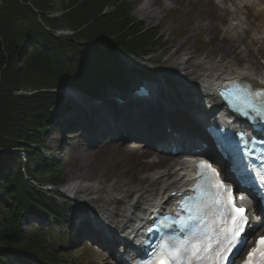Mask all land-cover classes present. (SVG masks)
<instances>
[{
    "label": "trees",
    "instance_id": "obj_1",
    "mask_svg": "<svg viewBox=\"0 0 264 264\" xmlns=\"http://www.w3.org/2000/svg\"><path fill=\"white\" fill-rule=\"evenodd\" d=\"M62 27L74 36H56ZM162 40L125 0H0V264L58 258L46 246L53 231L21 230L32 214L65 225L55 198L26 180L62 183L63 170L42 153L52 110L62 102L52 91L74 87L93 96L90 83L114 80L121 57H146ZM15 158L20 164L9 166Z\"/></svg>",
    "mask_w": 264,
    "mask_h": 264
},
{
    "label": "rangeland",
    "instance_id": "obj_2",
    "mask_svg": "<svg viewBox=\"0 0 264 264\" xmlns=\"http://www.w3.org/2000/svg\"><path fill=\"white\" fill-rule=\"evenodd\" d=\"M125 1L131 7L132 16L135 19L144 22L146 27H152L155 32L159 33V36L163 39L161 41L162 48L154 51L144 59H132L123 62L116 69V81L105 83L97 81L91 84V87L96 90L100 98L105 97L112 90L127 89L134 83L144 80L159 82L161 80L162 82H168L172 97L171 101L178 108L185 110L186 107L180 106V103L184 101L180 95V90L185 89L181 88V82L176 80L177 75H173L171 71L176 66L177 58L187 49L197 52L198 57H205L209 51L213 52L209 58L210 62H216L221 56L231 55L232 62L237 68L256 70L264 77V14L258 11L257 6H255L261 5L264 7V0H255L254 2L252 0ZM146 1L153 4L157 16L146 17L139 12L141 3ZM236 26L238 29L235 28ZM60 29L66 30L64 27ZM69 34L71 33L69 32ZM234 53L237 55L235 56ZM63 113H65V107L62 106L54 111L57 121L54 122L53 128L45 134V141L49 150L43 151V154L48 159L51 152H53L54 158L52 160L56 161L55 164L58 169L63 170L61 180L65 185L62 187L47 185L45 189L49 191L51 196L56 197L58 207L65 211L68 226L59 231L53 226H49L52 219L33 216L22 223L21 229L24 231L43 226L45 229L51 227L57 233L62 232L63 237L56 241L60 247L58 259L52 264H116L113 261L114 255H110L107 250L100 253L96 248L88 249L83 245L82 240H86L85 236L82 235L81 239L74 240V242L70 240L72 237L69 238V234L75 229L78 212L83 209L75 201L69 199V197L74 196L67 190L76 185L90 186L93 183L78 180L76 173H74L79 167V163L83 161L82 156L92 164L99 165L108 160L111 154H115L117 160L114 166L120 168L140 167L145 163L157 164L162 160V165L151 167L149 170L151 173L163 172L171 163L179 159H171L166 153H160L145 145L132 146V144L126 145L117 141L107 142V137L90 143L91 134L88 138H84L82 127L75 129V131L72 130L66 135L64 134L66 130L64 123L67 118L62 117ZM174 116H177V113ZM156 128L157 122L149 121L141 124L137 131L149 129L156 133V130H158ZM71 135L75 137L73 141L69 139ZM61 138H63L62 148L58 144V140ZM107 144H110V146L104 148V145ZM56 152L58 153L56 154ZM17 163L18 158H15L8 165L16 167ZM48 182L46 181L45 184ZM135 185L144 190H153L154 193L160 188L159 183L141 185L136 183ZM147 197L146 199H150ZM132 199L133 195L128 201ZM119 210L121 214L127 215L125 207H119ZM82 213L84 211L80 213V217ZM65 235L67 239L64 238ZM46 244L49 248L52 247L49 237Z\"/></svg>",
    "mask_w": 264,
    "mask_h": 264
},
{
    "label": "bare ground",
    "instance_id": "obj_3",
    "mask_svg": "<svg viewBox=\"0 0 264 264\" xmlns=\"http://www.w3.org/2000/svg\"><path fill=\"white\" fill-rule=\"evenodd\" d=\"M133 1L138 2L140 0ZM255 6H257L258 11L264 14V7L261 5ZM139 12L146 17L157 16L153 4L149 1L141 3ZM235 28L238 29L237 26ZM236 33L238 34L237 31ZM212 53L209 51L205 57H198L197 52L187 49L177 58L176 66L171 73L177 75L176 80L183 83V85L179 84L182 85L181 88L186 90V96L199 99L202 102L209 100L208 105L214 104L217 107L218 102L213 93L215 86L220 82L241 80L259 85L260 81H264V78L256 70L237 68L232 62L231 55H224L216 62H210L209 58ZM156 90H158V87ZM67 94L70 98L74 96L70 91ZM203 99L207 100L203 101ZM167 105L170 107V104L167 103ZM171 107L173 106L171 105ZM203 108H205L203 105L196 107L197 110L192 113V118L193 116H201ZM113 113L117 115L116 112ZM144 123L146 122L141 124ZM130 126L131 131H133L135 127L139 128L140 125L137 122ZM145 131L147 132L142 133L139 137L148 141L152 138L153 133H150L149 129H145ZM62 142L63 138L58 140L60 146ZM108 146L110 144L104 145V148ZM158 148H161L162 151L165 150L164 146ZM82 157L83 161L79 163V167L74 173H76L78 180L93 183L90 186L76 185L73 188H68L67 191L74 196L73 200L81 209L93 211L96 220L94 222L100 223L103 226L102 231L111 234L114 238H126L128 235L136 237L139 230H135V228L141 227L151 207L154 204L156 207L169 206L174 196L190 181L191 165L183 160L171 163L163 172L151 173L149 171L151 167L162 165V160L157 164L145 163L140 167L120 168L114 166L117 160L115 154H111L108 160L99 165H94L87 158ZM136 183L139 185L159 183L160 188L154 193L153 190L141 189L135 185ZM132 195L133 199L128 201ZM147 195L149 196L147 197ZM146 197L150 199H146ZM119 207H125L128 214H121ZM84 210L78 212L77 221L80 225H85L89 221V217L85 214L87 211ZM83 211L84 213L80 217V213ZM132 228L133 232L129 233Z\"/></svg>",
    "mask_w": 264,
    "mask_h": 264
},
{
    "label": "snow or ice",
    "instance_id": "obj_4",
    "mask_svg": "<svg viewBox=\"0 0 264 264\" xmlns=\"http://www.w3.org/2000/svg\"><path fill=\"white\" fill-rule=\"evenodd\" d=\"M237 90L243 100L240 105L233 106L234 110L245 117L255 114L264 119V90L253 91L250 86ZM198 170L203 178V183L195 189L201 194L200 203H194L191 208L185 206L184 211L191 214L190 223L180 226L182 236L161 237L155 264H237L248 246V238H241V233L251 225L245 208L234 202L231 182L222 181L219 171L205 160L200 161ZM208 200L210 204L206 203ZM209 212L213 213L211 219ZM234 248L237 249L235 253ZM229 254L233 257L230 262ZM244 264H264V236L259 237L256 246L248 252Z\"/></svg>",
    "mask_w": 264,
    "mask_h": 264
}]
</instances>
